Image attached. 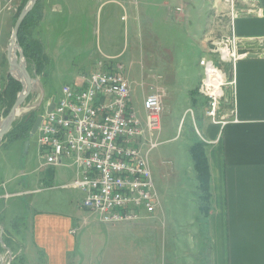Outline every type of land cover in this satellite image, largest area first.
Segmentation results:
<instances>
[{
    "label": "rangeland",
    "instance_id": "obj_1",
    "mask_svg": "<svg viewBox=\"0 0 264 264\" xmlns=\"http://www.w3.org/2000/svg\"><path fill=\"white\" fill-rule=\"evenodd\" d=\"M18 1L21 5L25 0ZM206 1L131 0L135 3L132 9L135 8L137 17L133 20L132 9L130 15L126 10L125 18L117 26L120 31L117 38L120 55L117 59H113L114 68L121 65V73L125 77L128 76L132 80L136 79L138 83H143V98L150 92L151 85L162 86L163 90L167 91L163 100L160 143L150 154L151 171L153 168L158 170L156 177L153 174L152 177L162 202V211L158 212L151 221H139V224H143L148 229L140 234L141 237L137 234L134 236L135 240L140 242L141 252L146 248V256L151 259V264H196L198 260L199 263L201 261V264H206L208 260L207 253L198 249L195 240V237L200 234L207 237V231L202 229L198 232V227L203 224L196 215V205L201 201V193L197 189L189 154L191 144L203 136L201 123L203 112L207 110L208 104L205 99L198 97V106H192L187 98V89L192 87L198 76L199 61L203 58H211L215 64L220 63L219 57L213 56L210 52L200 58V45L199 42L198 45L195 43V39H199L206 23L205 12L209 8V1ZM215 1L219 3L218 8L210 10L212 16L215 15L214 22L209 25L211 18L208 20L209 27L207 26L204 36L209 50L213 39L219 40L232 30L227 6L225 7L220 0ZM27 2L28 0L25 4ZM178 5L182 9L177 8L181 11L175 10V12L183 11L189 13L190 17L184 20L170 19V23L166 22L165 15L170 12L169 8L173 11ZM12 13L14 17H18L20 12L17 8L16 12ZM53 36L55 35L48 36L47 32L42 33V31H35L34 34L52 58L47 77L30 75L39 80L44 87L43 102L38 108L42 93L39 86L34 87L20 108L21 114L16 117L12 125L29 113L36 111V118L42 115L52 96L58 98L62 88L65 85H73L74 79L80 73H90L91 61L94 59L100 58V61L111 59L98 55V49L90 48L94 41L82 43L80 40H66L61 42V47H58V44H53L49 39ZM228 37L231 36L228 35ZM92 51L95 54L89 56ZM221 68L226 73L227 80H231L229 78L230 64L222 63ZM15 73L14 70L10 71L6 56L0 64V91L5 88L9 77L17 80ZM138 92L140 93V89ZM137 102L136 107L142 109L141 98L138 96ZM2 104H0V124L13 106L4 115L5 105ZM197 108L201 111L200 115H197ZM230 108V88H227L218 117L229 113ZM2 140L3 138L0 140V185L3 183L4 192L11 195L0 201V205L5 207L4 225L8 223V229L16 232L17 235L22 230V221H24L22 217L28 211L31 200H34L35 205L41 204L44 208H47L49 203L51 211L71 213L75 222L72 229L77 232L75 237L78 240L81 239L79 244L83 245L81 253L77 254L82 263L90 262L91 256L95 261L97 259L96 241L91 240L90 237H96L93 232L96 226L102 227L104 224L100 223L97 213L81 207L82 194L79 190L66 187L75 178V167L72 162L64 160L61 166L47 167L40 157L36 133L28 138L27 147L21 140L2 147ZM51 173L53 175H48ZM52 178H54V189L50 191L35 194L23 192L38 187L42 191L45 185L43 181L51 182ZM171 227H184L186 231L176 233L174 239V234L168 232L172 230ZM2 234L3 230H0V237ZM12 249L13 252L0 245V260L4 264H7L10 258V263L13 262V258L20 255L17 245ZM28 260L31 264L30 259ZM15 264L24 263L16 261Z\"/></svg>",
    "mask_w": 264,
    "mask_h": 264
},
{
    "label": "crops",
    "instance_id": "obj_2",
    "mask_svg": "<svg viewBox=\"0 0 264 264\" xmlns=\"http://www.w3.org/2000/svg\"><path fill=\"white\" fill-rule=\"evenodd\" d=\"M208 1L205 26L199 39H195V43L198 45L199 42L200 45V58L209 52L205 44V30L210 18L209 25L214 22L215 15L212 16L210 10L217 9L219 4L215 0ZM258 1L260 14L238 16L226 36L249 41L261 47L262 53L253 58L240 57L230 68L229 78L233 79V85L227 87L230 88L229 113L215 121L208 119L205 112L202 117L204 137L201 135L199 140L204 143L208 162L209 200L206 211L200 210V203L197 202L196 215L203 223L198 227V232L206 229L207 237L200 234L195 240L198 249L208 255L206 264H264V0ZM16 3L20 5V1L16 0ZM134 5L131 0H40L42 18L33 34L35 31L47 32L48 36L54 34L49 39L58 47L66 40H80L82 43L94 41L90 48L98 49V55L111 59H94L91 61L90 73L97 69L98 62H102L108 70H115L113 59L120 55L117 41L120 31L117 26L125 18V11L128 10L130 15ZM177 8L182 9L179 5L173 11L169 8V14L165 15L166 22L190 17L189 13L175 12ZM13 17L12 12L0 11V64L7 56ZM131 17L133 20L137 17L135 8L132 9ZM90 54L93 56L95 53L92 51ZM47 55L52 63L51 56ZM126 77L130 84L131 102L141 112L142 109L136 105L137 96L143 101L144 85ZM201 78L199 66L197 79L187 89V98L192 106H198V97L205 99L198 93ZM154 88L163 89L162 86H149L150 91ZM200 113L198 110L197 115ZM152 172L156 177L158 170L153 168ZM53 180L43 181L45 185L42 191L38 187L23 192L35 194L50 191L54 189ZM9 196L1 183L0 201ZM47 205L44 208L31 200L28 211L22 217V230L17 235L8 229V223L4 225L5 207L0 205V230L15 237L14 245L19 247L21 263L30 264V259L31 264H151V259L146 256V248L141 252L140 242L134 236L137 234L141 237L140 234L148 229L139 221H151L162 211L161 199L158 198V206L153 214L142 213V218L136 222L96 226L93 231L96 237L90 239L96 241L97 259L94 261L91 256L90 262L84 263L77 255L81 253L83 245L79 244L81 239L75 237L77 232L72 229L75 222L71 213L51 211V204ZM171 228V231L166 229L174 234V239L176 233L186 231L184 227ZM196 264H201V261L199 263L198 260Z\"/></svg>",
    "mask_w": 264,
    "mask_h": 264
},
{
    "label": "built area",
    "instance_id": "obj_3",
    "mask_svg": "<svg viewBox=\"0 0 264 264\" xmlns=\"http://www.w3.org/2000/svg\"><path fill=\"white\" fill-rule=\"evenodd\" d=\"M220 1L228 8L232 27L240 15L260 14L258 0ZM18 6L16 0H0V11L16 12ZM222 37L213 39L209 50L220 63L211 58L199 61L202 79L198 93L208 104L205 115L213 121L219 118L225 89L233 85L221 64L233 67L238 58L246 56L238 55L240 49L262 53L261 47L251 46L249 41ZM121 70V65L108 70L98 62L95 71L81 73L54 98V107L49 113L44 111L36 131L45 165L57 167L70 160L76 176L66 187L79 190L81 207L97 213L106 225L132 223L140 220L142 213L153 214L159 198L150 154L160 143L166 93L160 88L151 90L144 96L140 112L131 102L130 84Z\"/></svg>",
    "mask_w": 264,
    "mask_h": 264
},
{
    "label": "trees",
    "instance_id": "obj_4",
    "mask_svg": "<svg viewBox=\"0 0 264 264\" xmlns=\"http://www.w3.org/2000/svg\"><path fill=\"white\" fill-rule=\"evenodd\" d=\"M26 1V0H25ZM25 1L18 7V12L25 5ZM17 16L14 17V21ZM42 18V11L40 8V0L36 2L33 9L24 18L19 31H18V44L22 49L26 67L30 75L47 77L48 68L50 67V59L45 51L43 44L34 37V30L38 26ZM21 90L20 83L12 78H8L5 88L0 93V104L5 105L3 114L6 115L11 106L13 105L18 92ZM36 112V111H35ZM32 112L22 117L19 121L15 122L9 132L3 137L2 147L21 140L27 141L29 133L31 132L33 123L36 119V113ZM189 154L192 161L195 178L197 181L198 191L201 193L200 210L206 211L208 209L209 200V169L208 162L204 152V143L200 140L193 143L189 147ZM2 241L6 249L13 252L14 237L7 231L3 230ZM16 261L22 262V257L19 255L13 258Z\"/></svg>",
    "mask_w": 264,
    "mask_h": 264
},
{
    "label": "water",
    "instance_id": "obj_5",
    "mask_svg": "<svg viewBox=\"0 0 264 264\" xmlns=\"http://www.w3.org/2000/svg\"><path fill=\"white\" fill-rule=\"evenodd\" d=\"M37 1H39V0H28V2L25 4V6L20 11L17 19L14 22L13 28H12V32H11V36H10V40H9V44H8V48H7V60L9 63L10 71H13V70L17 71L16 72L17 73L16 79L21 84V91L18 93L16 100H15L12 108L10 109L9 113L6 115V117L2 120V122L0 124V140L3 138V136L11 128L13 121L17 117L16 110L21 108L22 104L24 103V101L26 100V98L31 93V91L33 90L34 87L39 86L41 93H42L41 94V101H40L39 105H41L43 102L42 100H43V97L45 94L44 87L39 80L32 78L30 76V74L28 73L22 49L20 48V46L18 44L19 28H20L24 18L33 9V7ZM237 53H238V55H242V54L246 53V56L249 58H253V57L257 56L256 54H254L252 52H248V51H245L242 49L238 50ZM53 107H54V96H52L50 98L49 104L45 108V112L49 113ZM41 120H42V115L37 116V118L33 124V127L31 129L29 137H31L32 135H34L36 133L37 128H38ZM24 144H25V147H27L28 141H25ZM0 245L5 248L3 241H2V237H0ZM10 261H11V258L7 264H10ZM0 264H2L1 260H0Z\"/></svg>",
    "mask_w": 264,
    "mask_h": 264
},
{
    "label": "bare ground",
    "instance_id": "obj_6",
    "mask_svg": "<svg viewBox=\"0 0 264 264\" xmlns=\"http://www.w3.org/2000/svg\"><path fill=\"white\" fill-rule=\"evenodd\" d=\"M14 48V47H13ZM12 48V49H13ZM14 72H17L16 70L14 71ZM15 74H17V73H15ZM16 78V77H15ZM21 112H22V109H18V110H16V115L18 116L19 114H21ZM1 262H2V260H1ZM2 264H4L3 262H2Z\"/></svg>",
    "mask_w": 264,
    "mask_h": 264
},
{
    "label": "flooded vegetation",
    "instance_id": "obj_7",
    "mask_svg": "<svg viewBox=\"0 0 264 264\" xmlns=\"http://www.w3.org/2000/svg\"><path fill=\"white\" fill-rule=\"evenodd\" d=\"M250 45L253 46L254 44L250 43ZM54 98H55V96H54ZM40 106H41V105H38V108H40Z\"/></svg>",
    "mask_w": 264,
    "mask_h": 264
}]
</instances>
